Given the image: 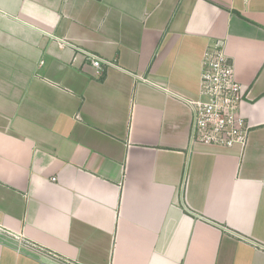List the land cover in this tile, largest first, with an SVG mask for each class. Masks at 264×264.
Instances as JSON below:
<instances>
[{
	"label": "crops",
	"instance_id": "0c3cea01",
	"mask_svg": "<svg viewBox=\"0 0 264 264\" xmlns=\"http://www.w3.org/2000/svg\"><path fill=\"white\" fill-rule=\"evenodd\" d=\"M217 43L243 147L190 140ZM0 264H264V0H0Z\"/></svg>",
	"mask_w": 264,
	"mask_h": 264
},
{
	"label": "built area",
	"instance_id": "2783aa9c",
	"mask_svg": "<svg viewBox=\"0 0 264 264\" xmlns=\"http://www.w3.org/2000/svg\"><path fill=\"white\" fill-rule=\"evenodd\" d=\"M85 55L97 75L110 65L95 54ZM244 98L233 64L223 46L217 43L202 59L199 99L189 102L191 142L222 148L243 147L249 133L239 111Z\"/></svg>",
	"mask_w": 264,
	"mask_h": 264
}]
</instances>
